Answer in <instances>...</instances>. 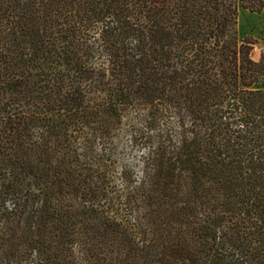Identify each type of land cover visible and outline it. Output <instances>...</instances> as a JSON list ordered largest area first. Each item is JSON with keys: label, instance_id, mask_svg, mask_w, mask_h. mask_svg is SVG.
<instances>
[{"label": "trees", "instance_id": "1", "mask_svg": "<svg viewBox=\"0 0 264 264\" xmlns=\"http://www.w3.org/2000/svg\"><path fill=\"white\" fill-rule=\"evenodd\" d=\"M239 6L0 0V264H264Z\"/></svg>", "mask_w": 264, "mask_h": 264}, {"label": "crops", "instance_id": "2", "mask_svg": "<svg viewBox=\"0 0 264 264\" xmlns=\"http://www.w3.org/2000/svg\"><path fill=\"white\" fill-rule=\"evenodd\" d=\"M237 21L238 26L249 28L250 33L255 37L252 36L254 39L260 40L262 36L264 37V7L260 13L250 12L247 9L239 8ZM254 53L255 59L253 60L257 61L260 53L257 51Z\"/></svg>", "mask_w": 264, "mask_h": 264}, {"label": "rangeland", "instance_id": "3", "mask_svg": "<svg viewBox=\"0 0 264 264\" xmlns=\"http://www.w3.org/2000/svg\"><path fill=\"white\" fill-rule=\"evenodd\" d=\"M239 8H241V7L239 6ZM238 31H239L240 36L242 34H247V35L253 36L252 33H250L249 28H246L243 26H238ZM256 40H257V43L253 46V50L251 51V54H250V57L252 59H255V53H254L255 51L260 53L262 51V49L264 48V37L262 36L260 38V40H258V39H256ZM137 154H141V152L138 151Z\"/></svg>", "mask_w": 264, "mask_h": 264}]
</instances>
